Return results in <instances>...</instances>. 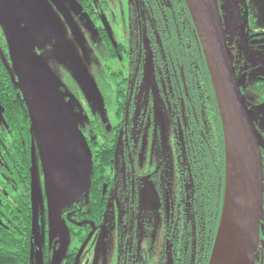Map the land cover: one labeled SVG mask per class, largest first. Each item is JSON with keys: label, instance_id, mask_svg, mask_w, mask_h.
Instances as JSON below:
<instances>
[{"label": "flooded vegetation", "instance_id": "1", "mask_svg": "<svg viewBox=\"0 0 264 264\" xmlns=\"http://www.w3.org/2000/svg\"><path fill=\"white\" fill-rule=\"evenodd\" d=\"M20 1L0 0L11 37L12 19L24 28ZM34 1L29 4L39 26L36 38L31 33L26 40L34 43L43 35L49 49L48 54L34 49L30 57L81 58L102 47L104 79L112 88L109 109L94 93L89 97L94 116L83 119L87 131L82 133L91 155L89 186L58 212L55 264H204L211 231L208 237L201 234L197 249L196 223L206 216L205 198L217 218L226 161L216 106L205 90V100L193 98L201 84L196 74L194 84L185 82L169 45L172 34L186 40L204 64L184 0ZM218 6L237 82L263 143V215L254 264H264V0H218ZM175 18L189 34L169 31ZM160 26L165 35L158 41ZM90 35L98 48L88 47ZM12 57L24 58L25 49L15 43L10 52L0 25L1 217L32 196V173L24 180L15 161L32 143L24 132L27 107L12 82V76L18 81ZM147 64L153 85L146 82ZM192 65L195 73L203 68L196 56ZM30 153L32 169L40 154L35 148ZM27 262L32 263V243Z\"/></svg>", "mask_w": 264, "mask_h": 264}, {"label": "water", "instance_id": "2", "mask_svg": "<svg viewBox=\"0 0 264 264\" xmlns=\"http://www.w3.org/2000/svg\"><path fill=\"white\" fill-rule=\"evenodd\" d=\"M184 2L212 80L225 142L224 203L208 264H254L263 215L260 154L263 143L252 124L237 82L218 0ZM0 25L8 39L10 52L15 43L21 48L23 34L16 31V40L12 39L1 9ZM12 61L15 62L14 72L18 81L15 82L9 74L24 99L36 145L52 185L51 173L60 170V158L52 145L42 98L33 84L34 69L25 61L13 57ZM146 67V82L153 85L150 67L148 64ZM50 206L54 211L52 195Z\"/></svg>", "mask_w": 264, "mask_h": 264}, {"label": "rangeland", "instance_id": "3", "mask_svg": "<svg viewBox=\"0 0 264 264\" xmlns=\"http://www.w3.org/2000/svg\"><path fill=\"white\" fill-rule=\"evenodd\" d=\"M20 2L22 3L20 11L24 12V28L14 25L16 21L13 19L11 22L14 26L11 25L10 28L14 40L16 31L23 32L24 36L20 41L21 50L25 49V57L15 60H22L33 66V84L42 98L52 145L60 158V170L52 171L51 185L43 160L37 154L34 155L31 169L33 198L31 264L41 261L55 264L53 236L55 223L60 224L58 212L63 205L76 201L78 196L75 194L79 192L80 195L89 186L91 155L82 135L87 131L84 129L86 125L83 119L88 118L89 113L94 116L89 97L94 93L104 110L109 109L112 88L104 79L103 60L106 52L102 47L97 55L90 52L81 58L30 57L34 49L44 51L42 54H48L49 42L43 35L39 40H34V43L26 40L27 35L31 33L36 38L39 25L35 18L38 16H35L36 11L29 4L30 2L34 5V0ZM88 47L98 48L91 35ZM51 195L55 202L54 212L50 206Z\"/></svg>", "mask_w": 264, "mask_h": 264}, {"label": "trees", "instance_id": "4", "mask_svg": "<svg viewBox=\"0 0 264 264\" xmlns=\"http://www.w3.org/2000/svg\"><path fill=\"white\" fill-rule=\"evenodd\" d=\"M166 13H168L166 11ZM160 19V18H159ZM157 19V21L159 20ZM174 22H177L175 26L168 27L169 31L173 29V31L176 33V35L184 36L186 34H189L188 28L185 26H182L181 23L178 22V19L175 18ZM161 28H158V41L162 40V36L165 35L163 32L162 26ZM165 32L167 33V27L165 29ZM158 47V43H156ZM172 56L174 54V58L177 60L179 66L181 69H183L184 72V79L185 82L189 85L194 84L193 77L195 76L196 83L201 84V88L196 87V93L193 95V98H196V100L201 101L205 100L203 90L207 92V98H210L213 100L215 108L217 109V114L219 117V123H220V130L223 136V144H224V154H225V142H224V132L222 127V121L218 109V104L216 100V96L214 93V88L212 84V80L209 74V70L206 64V61L204 59V64L202 63V60L198 59V53L196 50V54L193 48H190L188 44L186 43V40L179 39L174 34H172V38L169 42ZM196 56V64L202 65L201 71L193 72V60ZM33 56V58H35ZM46 57V56H45ZM110 60L114 59L115 56H111ZM40 58H44V56H40ZM114 61H111V64H113ZM116 62V61H115ZM106 69L108 67H105ZM176 73L178 72V69H174ZM111 81H115L114 76L111 75L110 78ZM208 105V104H207ZM27 114V110H26ZM28 115V114H27ZM27 124L24 129L25 137H29L30 141L32 143L31 147L28 144H25V148L27 151L31 152L35 148L38 150L36 141L34 138L32 126L30 119L26 120ZM25 152L23 154H19L16 156L15 161L19 163V170L18 174L23 177L24 180H29L30 172H31V156L29 158L28 153ZM23 156V157H22ZM225 164V161H224ZM225 167V165H224ZM225 170V168H224ZM225 175V174H224ZM224 191H225V182H224ZM31 196V195H30ZM30 196L24 197L19 203L17 204L16 208H9L6 211V216L1 217L0 215V264H28V256L31 249V243H32V221H33V198L31 196V199L26 200ZM206 199V198H205ZM202 203V211L206 214L204 215L203 219L197 221V227H196V247L197 249H200V241H201V234L205 233V236L208 237L209 231H211V237L209 240V246L207 247V260L204 264H208L210 260V256L213 250V246L216 239V234L218 231L220 218L223 210V203H224V192H223V198L221 202L218 203V211H217V218L214 220L212 219V210L213 203H211L210 200L205 201ZM210 234V233H209Z\"/></svg>", "mask_w": 264, "mask_h": 264}]
</instances>
